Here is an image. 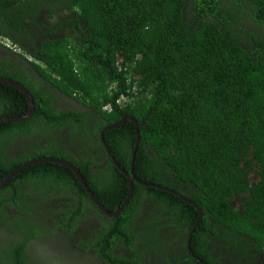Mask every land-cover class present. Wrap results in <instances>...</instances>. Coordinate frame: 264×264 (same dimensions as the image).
Segmentation results:
<instances>
[{
	"label": "trees",
	"instance_id": "1",
	"mask_svg": "<svg viewBox=\"0 0 264 264\" xmlns=\"http://www.w3.org/2000/svg\"><path fill=\"white\" fill-rule=\"evenodd\" d=\"M190 1L186 11L188 0H47L50 9L64 5L75 14L78 41L67 35L43 42L35 57L45 64L42 72L57 88L76 95L83 104L98 106L99 111L107 106L103 111L108 122L124 116L136 119L142 151L137 152L134 170L140 181L154 185L144 187L147 195L158 204L171 201L172 210H180L187 223L185 233L198 211L155 186L183 195L202 211L191 247L204 228L225 238L229 247L241 239L249 249L264 252V0ZM24 2L37 9L35 2ZM31 12L28 8L20 13L19 8L12 14L4 12L0 19L17 24L24 16L32 17ZM4 100L10 98L5 95ZM34 100L37 104L35 96ZM25 113L23 105L1 111L0 118ZM37 116L24 123H0V132L27 133ZM119 132L128 142L134 141L132 121L108 135ZM147 151L153 153L152 166L143 174L138 163ZM42 154L61 157L52 151ZM22 160H14L12 167L3 162L0 171L5 176L0 175V181ZM68 161L84 173L92 194L104 206L125 199L127 187L124 177L118 181L117 171L110 185H97L87 179L82 162ZM43 170L57 173H52L56 184L50 189L71 184V171L51 162L32 165L10 183ZM59 173L66 180H59ZM75 186L85 197L80 185ZM134 188L131 205L138 201L140 187L134 184ZM234 201L240 202L239 210ZM184 208L189 213L184 215ZM210 224L212 229L207 228ZM28 239L29 235L23 241ZM198 255L213 264L206 252Z\"/></svg>",
	"mask_w": 264,
	"mask_h": 264
},
{
	"label": "flooded vegetation",
	"instance_id": "2",
	"mask_svg": "<svg viewBox=\"0 0 264 264\" xmlns=\"http://www.w3.org/2000/svg\"><path fill=\"white\" fill-rule=\"evenodd\" d=\"M24 1L0 0L4 4H0V15L4 12L12 14L19 8L20 13L28 8L32 11V17L24 16L17 24L0 19V39H5L0 40V80L22 87L31 98V116L18 123L32 119L36 113L38 116L29 122L33 123V128L27 133L0 132V144L9 141V145L0 148V169L3 162L12 167L14 160L23 159V163L2 178L0 184L17 169L22 167L21 173L32 165L42 163L23 167L30 161L47 158L42 153L52 151L53 155L62 157L55 159L75 169V165L68 160L82 162L87 179L97 185H110L114 170L117 171L115 176H118V181L122 180L120 176L124 177L127 195L120 204L110 200L106 207L92 194L84 173L79 171L97 205L73 170L61 165L58 166L69 169L73 177H70L71 184L63 182V188L57 190L50 189L51 184H56L52 180V173L56 172L32 171L29 176L10 183L18 173L0 188V199L3 200L0 203V264H206L198 255L201 251L209 255L213 264H264V252L249 249L247 241L239 239L236 246L229 247L225 238L215 237L204 228L200 229L201 235L191 247L194 231L189 238L191 230L185 233L187 223L181 220L180 210L174 212L171 201L158 204L148 196L144 187L154 185L140 181L135 173L136 155L139 150L142 151L136 119L124 116L118 122H108L103 111L107 106L99 111L98 106L79 102L76 95L57 88L42 72L45 64L35 56L43 42H55L67 35L78 41V35H75L78 30L73 21L77 18L75 14L67 12L64 5H52L50 9L47 0H31L35 2L36 10ZM190 4L188 0L186 11H190ZM2 85L7 88L0 87V112L22 109L25 105L27 114L30 110L28 97L12 85L0 82ZM5 95L10 98L8 102L4 100ZM122 120V125L125 121L133 122L134 141L128 142L120 132L108 135L120 126L112 130L107 128ZM106 138L112 143L115 153L111 152ZM147 156L150 158L153 153L147 151L138 163V171L143 174L144 169L152 166V160ZM162 173L159 170L160 176ZM4 174L5 171L1 170L0 175ZM59 174L62 177L59 180H66L65 174ZM75 184L80 185L85 197L81 198ZM134 184L140 188L136 190L138 201L131 205ZM164 191L184 197L171 189ZM234 203L239 210L240 202ZM192 207L196 209L198 206ZM198 209V213L202 214ZM185 212L189 213L184 208V215ZM207 228L212 229V225ZM27 235L29 239L24 242ZM7 252L9 257L5 256Z\"/></svg>",
	"mask_w": 264,
	"mask_h": 264
},
{
	"label": "water",
	"instance_id": "3",
	"mask_svg": "<svg viewBox=\"0 0 264 264\" xmlns=\"http://www.w3.org/2000/svg\"><path fill=\"white\" fill-rule=\"evenodd\" d=\"M10 47H12V45H10ZM0 82L1 83H5V84H9V85H12L13 87H16L17 89H19L21 92H23L27 97H28V100H29V103H30V110H29V112L27 113V114H25L24 116H22V117H11V118H9V117H7V118H2V119H0V123H5V122H11V123H18V122H23V121H25V120H27L30 116H31V114H32V111H33V106H32V102H31V98H30V96L27 94V91L25 90V89H23L22 87H19V86H17L16 84H14V83H12V82H9V81H4V80H0ZM130 119L134 122V123H136V121H135V119L133 118V117H130ZM124 120H122V121H120L119 123H117V124H114V125H112V126H110V127H108L107 128V130H112V129H116V128H118L119 126H121L122 125V122H123ZM103 134V133H102ZM38 162H52V163H55V164H57V165H61V166H64V167H68V168H70L71 170H73V172L76 174V176H77V178L81 181V183H82V185H83V187L86 189V191H87V193L89 194V196L91 197V199L93 200V201H95V203L98 205V203L96 202V200L93 198V196H92V194L90 193V191L88 190V188H87V186H86V184H85V182L83 181V178H82V176L79 174V171L78 170H76L74 167H72L71 165H69L68 163H66V162H64V161H61V160H59V159H55V158H49V157H47V158H41V159H39V160H33V161H30V162H28L27 164H25L23 167H29V166H31L32 164H36V163H38ZM22 170V167L20 168V169H17L14 173H12L11 175H9L1 184H0V188H2L12 177H14V176H16L18 173H20V171ZM78 171V172H77ZM150 187H153L152 185H150ZM157 188H159V189H162V190H166V188H164V187H157ZM182 200H184V201H186V202H188L189 204H191L192 206H196L193 202H191V201H189L188 199H186V198H184V197H182V196H179ZM102 209V208H101ZM196 209L199 211V209H198V207H196ZM103 210V209H102ZM108 215H110V214H108ZM201 212H199V218H198V220H197V222H196V224H194L193 225V227H192V229H191V232H190V236H189V238L191 237V234H192V232L194 231V228H195V226L198 224V222L200 221V218H201Z\"/></svg>",
	"mask_w": 264,
	"mask_h": 264
},
{
	"label": "rangeland",
	"instance_id": "4",
	"mask_svg": "<svg viewBox=\"0 0 264 264\" xmlns=\"http://www.w3.org/2000/svg\"><path fill=\"white\" fill-rule=\"evenodd\" d=\"M241 24V22H240ZM240 26V25H237V27ZM239 38H240V42H242L245 46L247 45L244 41H241V39L243 38V34H238Z\"/></svg>",
	"mask_w": 264,
	"mask_h": 264
}]
</instances>
